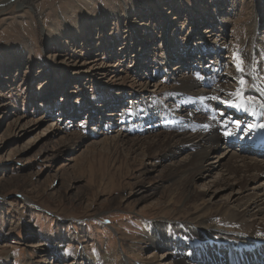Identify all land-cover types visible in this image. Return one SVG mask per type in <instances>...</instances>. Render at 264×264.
<instances>
[{
    "label": "rangeland",
    "instance_id": "rangeland-1",
    "mask_svg": "<svg viewBox=\"0 0 264 264\" xmlns=\"http://www.w3.org/2000/svg\"><path fill=\"white\" fill-rule=\"evenodd\" d=\"M234 52L252 85L264 0H0V264H172L178 243H141L166 223L176 236L202 223L219 238L244 228L264 239V210L243 212L264 203V177L228 170L264 160L219 143L188 174L189 149H110L119 135L169 132L187 114L173 108L180 83L212 77L234 91Z\"/></svg>",
    "mask_w": 264,
    "mask_h": 264
},
{
    "label": "bare ground",
    "instance_id": "bare-ground-1",
    "mask_svg": "<svg viewBox=\"0 0 264 264\" xmlns=\"http://www.w3.org/2000/svg\"><path fill=\"white\" fill-rule=\"evenodd\" d=\"M5 2L7 3V1ZM263 65L259 70H256V73H251V76L248 74L254 86L248 90V94H252V96H255L262 103H264V93L261 92V90L264 89ZM185 66L186 65H184V67ZM175 69H173V72L177 70ZM218 80L212 77H204L198 81L189 79L185 83L178 84L179 86L174 92L176 96L174 95V98L171 96L173 98L172 100H174L173 108L175 111H180L179 108H184L183 111L187 114L167 123L171 124L169 132L163 134L158 133L151 139L146 137L145 139L129 141L125 136L120 135L113 138L111 142L112 146L110 147V149H112L111 154L116 156L118 151H121L122 148L128 155H132L135 151L148 153L155 148H158V150H167L169 153L189 149L191 153L188 157V161H186V164L183 166V169H186V172L189 174L190 172H200L203 160L219 143H224L228 146L231 141L237 138L247 141H257V135L264 134V128L257 127L248 130L246 125L264 124V110L256 106L255 109L250 107L249 112L237 111L235 108L226 107L224 104L210 99H204L203 103H201L199 99L201 97L218 96L221 100L229 99L227 94L232 92V90L220 85ZM196 85L205 86L211 90L214 89L215 93L201 96L187 95V92ZM170 104L172 105V103ZM208 104H213L215 106L222 104L224 110H208ZM221 112L224 113L223 116L220 115ZM189 113H191V115ZM109 117H116V115L112 113ZM241 118H247L249 121L241 122ZM232 120H239L241 122V127L239 129L235 128L230 123ZM224 123H228L229 128L232 130L233 134L231 136L225 137L223 135L226 130L223 126ZM204 125H208V127L205 128ZM150 129L154 132L157 129L161 130L162 127L160 124L155 126L152 125ZM144 130L142 126L138 128L131 126L125 129V131L131 134H140ZM76 137L77 136H74L73 139H76ZM128 155L126 157H128ZM239 158L241 159L239 161L240 164H238L236 160H230L228 164V170L231 175L236 177L239 174L255 173V176L261 175L264 177V163L249 164L245 162L244 158ZM115 159L117 160L118 158L116 157ZM246 206L243 212L251 213V211L254 210L253 212L256 211V213H258L264 210L263 199H255L251 203L247 202ZM254 215L256 216L255 213H252V216ZM207 217H209V215L204 213L199 219H205ZM196 224L197 225L194 226L197 228L192 226L189 228L184 227V229L181 230L183 233L179 236L174 235V232L171 230V227L175 229L178 227L174 225L171 226L170 224L168 225V223L164 226H148L145 235L142 237L141 243H145L147 246L152 247L158 244L164 245V243L170 240L178 243V250L169 248V251L172 252L167 253L172 264H245L247 261L253 260L254 257H264L263 245L256 251L250 249V246L264 244V239H257L259 236L248 232L247 229L243 228V230L238 232L232 231L231 235L233 236L231 237L237 239L232 240L229 237L219 238L217 235H213L217 232H213V229L208 226L204 227L206 226L205 224ZM252 227L254 226L252 225Z\"/></svg>",
    "mask_w": 264,
    "mask_h": 264
},
{
    "label": "snow or ice",
    "instance_id": "snow-or-ice-1",
    "mask_svg": "<svg viewBox=\"0 0 264 264\" xmlns=\"http://www.w3.org/2000/svg\"><path fill=\"white\" fill-rule=\"evenodd\" d=\"M232 66L235 68V71L239 73V77L237 79L238 87L232 91L229 92L227 95L229 99L221 100L218 96H210V97H201L199 98L201 100V103H203L204 99H210L213 101H218L219 103L224 104L226 107L235 108L237 111H244L249 112V108L255 109L256 106L259 107V109L264 110V103L260 102L255 96H248L245 97L244 93L246 89L254 87L253 85H250L245 79L244 74L248 69L245 66V59L239 52H234L232 54ZM198 79H203V77L198 76ZM235 79V78H234ZM262 93H264V89L261 90ZM191 115V113H189ZM221 116L224 115L223 112L220 113ZM235 128L239 129L241 127V122L239 120H232L230 122ZM224 128L226 129L223 133L225 137L231 136L233 134L232 130L229 128L228 123H224ZM205 128L208 127V125H204ZM264 128V124H248L246 125V128L248 130H252L254 128Z\"/></svg>",
    "mask_w": 264,
    "mask_h": 264
}]
</instances>
